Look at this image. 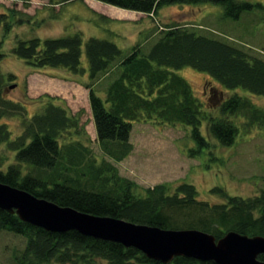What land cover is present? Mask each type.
I'll use <instances>...</instances> for the list:
<instances>
[{
    "label": "trees",
    "instance_id": "1",
    "mask_svg": "<svg viewBox=\"0 0 264 264\" xmlns=\"http://www.w3.org/2000/svg\"><path fill=\"white\" fill-rule=\"evenodd\" d=\"M72 1L75 0H61ZM95 1L151 17L163 6L171 5H220L223 17L232 20L239 19L245 11L264 8L259 3L239 0ZM8 19L7 15L0 16V27L5 33L10 29ZM156 36L147 52L141 44L124 52L108 40L90 37L84 41L80 32L43 41L17 40L11 54L33 69H62L75 76L88 75L85 87L96 140L109 161L99 163L91 155L80 140L86 132L76 116L44 95L36 99L42 104V111L24 118L21 133L15 138H11L6 125L0 124V146L6 145L14 155V163L6 168L1 165L4 160L0 156V183L94 216L165 230L195 229L216 239L230 231L264 237V191L242 198L214 187L211 193L218 195L221 202L210 203L200 200L195 186L187 183L139 189L133 181L120 176L114 166L132 152L130 134L136 122L190 127L196 148L189 152L194 156L209 147L201 132L203 122L206 134L224 147L231 146L237 138V119H243L250 129L264 130V109L239 94H226L243 89L264 97L263 59L186 25H170ZM83 56L87 68L82 65ZM3 57L0 40V60ZM183 68L206 74L221 88H208L210 98L214 94L220 98L218 106L210 110L217 114L203 109L191 84L173 72ZM2 79L0 76V84ZM96 85L101 87V93ZM1 93L0 90V119L15 111ZM24 167L28 169L25 173ZM1 231L25 240L23 250L15 255V264H163L134 248L86 237L77 231H45L3 210ZM258 260L264 261V254ZM169 264L215 263L176 257Z\"/></svg>",
    "mask_w": 264,
    "mask_h": 264
},
{
    "label": "rangeland",
    "instance_id": "2",
    "mask_svg": "<svg viewBox=\"0 0 264 264\" xmlns=\"http://www.w3.org/2000/svg\"><path fill=\"white\" fill-rule=\"evenodd\" d=\"M58 1L60 0H37L31 6L0 0V16L7 15L10 23L7 33L0 27L4 55L0 60V76L3 78L0 90L3 98L15 108L12 115L0 119V124L6 125L11 138L21 133L24 118L28 119L42 111V104L36 99L47 95L69 115L76 116L79 125L86 132V139L82 137L80 140L91 155L99 163L104 159L109 161L103 156L96 140L88 90L85 87L89 83L88 75L75 76L62 69H33L11 54L17 40L38 38L43 41L80 32L84 41L90 37L108 40L126 52L131 46H127L128 42L137 34L136 44H141L143 51L147 52L155 42L149 39L152 32L158 33L170 25H186L199 34L240 47L264 60V8L245 11L239 19L232 20L223 17L220 5L211 3L163 6L156 16L137 17L136 23L123 25V33L118 38L109 34V29L116 31V25L92 12L85 0L61 4L57 16L48 6ZM239 1L259 3L264 7V0ZM46 13L47 16L43 17ZM82 65L87 68L84 56ZM173 72L191 84L203 109L211 112L218 106L220 98H210L208 88H221L206 74L191 68ZM209 80L211 82L207 83ZM10 86L14 87L11 89ZM95 89L101 93V87L96 85ZM235 93L264 109L263 96L251 95L243 89L226 91L227 96ZM237 120V138L227 147L221 146L206 134V123L203 122L201 132L208 140L209 147L196 156L189 152L196 148L190 137V127L136 122L130 134L132 152L123 161L112 163L120 176L133 181L139 189L158 184L174 187L187 183L195 186L200 200L210 203L221 202L218 195L211 193L214 187L223 189L231 196L255 197L264 191V130L250 129L244 125L243 119ZM0 156L4 160L1 163L3 168L14 163V155L6 145L0 146ZM27 171L24 167V173ZM24 245L25 240L22 237L1 231L0 264H15V255L23 250Z\"/></svg>",
    "mask_w": 264,
    "mask_h": 264
},
{
    "label": "water",
    "instance_id": "3",
    "mask_svg": "<svg viewBox=\"0 0 264 264\" xmlns=\"http://www.w3.org/2000/svg\"><path fill=\"white\" fill-rule=\"evenodd\" d=\"M10 86L9 88H13ZM0 210L16 214L27 224L52 233L77 231L97 240L134 248L148 259L169 264L176 257L215 264H264V237L234 231L216 239L195 229L165 230L112 217L94 216L61 207L45 199L0 183Z\"/></svg>",
    "mask_w": 264,
    "mask_h": 264
},
{
    "label": "crops",
    "instance_id": "4",
    "mask_svg": "<svg viewBox=\"0 0 264 264\" xmlns=\"http://www.w3.org/2000/svg\"><path fill=\"white\" fill-rule=\"evenodd\" d=\"M6 1H10L11 3L15 1L14 3L23 4V1H20V0H6ZM35 1H37V0H31V2L28 1L26 4L27 5L30 4L31 6H33V2H35ZM85 1L88 3V5H89L88 7L92 12H94L96 15H99L101 17L103 16L108 21H111L112 23H114V25H116V31L114 32V30L109 29V32H110L109 34L112 36H117L118 38H121L120 33H123L121 31V29L124 27L123 25H125L126 23H127V25L130 26L131 23H129V22L136 23L135 19H138L137 17H139V18L140 17H146V16L151 17V15L120 9V8H117V7H114L111 5H107V4H104V3H101V2L95 1V0H85ZM72 2H74V1H72ZM66 3H70V2H66ZM66 3H63L60 0L56 3L49 5L48 8L51 11L54 10L53 13L57 14V16H58L60 5L66 4ZM42 7H45V6L43 5ZM44 16H47V13L43 14V17ZM139 30H141V29H139ZM150 31H151V29H150ZM156 35H157L156 31L152 32L151 35L149 36V39L150 40L156 39V37H157ZM136 37H137V34H135L133 39L130 42H128L129 44L127 46H129L131 44V46L129 47L130 49L132 47H134L135 45H137L135 42ZM126 48H128V47H126Z\"/></svg>",
    "mask_w": 264,
    "mask_h": 264
},
{
    "label": "flooded vegetation",
    "instance_id": "5",
    "mask_svg": "<svg viewBox=\"0 0 264 264\" xmlns=\"http://www.w3.org/2000/svg\"><path fill=\"white\" fill-rule=\"evenodd\" d=\"M218 97H219V96H218L217 94H214V98H215V99H218Z\"/></svg>",
    "mask_w": 264,
    "mask_h": 264
}]
</instances>
